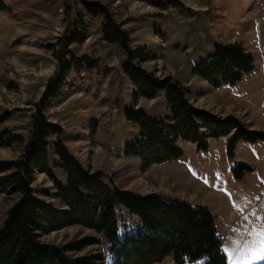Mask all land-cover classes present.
<instances>
[{
    "label": "rangeland",
    "instance_id": "obj_1",
    "mask_svg": "<svg viewBox=\"0 0 264 264\" xmlns=\"http://www.w3.org/2000/svg\"><path fill=\"white\" fill-rule=\"evenodd\" d=\"M89 3L123 24L129 52L105 40L107 20L89 12ZM228 43L250 52L253 68L234 84L214 86L197 76V65L213 57L217 44ZM65 63L64 87L44 114L64 128L62 141L82 167L100 171L101 181L114 190H143L124 185L137 181L164 198L208 208L227 264L264 262V137L234 147L231 134L210 137L206 148L180 137L181 156L143 169L141 129L127 111L168 121L169 105L165 91L135 99L125 71L133 65L169 76L196 107L237 117L264 134V0H0V161L25 154L37 105ZM50 169V175H35L33 196L61 209L57 185L66 187L67 175L53 149ZM20 197L0 193V230ZM117 213L121 232L140 224L125 206ZM85 238L95 242L77 248ZM42 240L72 258L112 264L107 239L92 229L69 226ZM156 264L177 263L169 255Z\"/></svg>",
    "mask_w": 264,
    "mask_h": 264
},
{
    "label": "trees",
    "instance_id": "obj_2",
    "mask_svg": "<svg viewBox=\"0 0 264 264\" xmlns=\"http://www.w3.org/2000/svg\"><path fill=\"white\" fill-rule=\"evenodd\" d=\"M88 11L104 15L107 24L103 36L130 51L129 33L115 17L98 3H89ZM81 23L82 20H80ZM82 40L84 36L74 35ZM71 39V40H72ZM253 68V58L238 43L217 44L213 57L201 61L195 74L214 86L234 84ZM126 74L132 82L134 97L155 98L166 92L170 115L168 121L152 120L142 110L129 109L127 116L141 129L143 169L182 155L178 138L208 146L210 137L232 135L230 146L239 140L263 138L261 131L234 116L223 117L198 108L188 91L169 76L160 78L140 66L128 65ZM69 74L68 64L50 79L34 114L32 138L24 155L0 161V193L20 195L9 210L0 230V264H95L93 259L72 258L66 250L42 240L46 234L69 226H82L103 233L108 241L112 264H156L173 255L177 264H227L223 237L216 227L213 213L202 205L182 199H167L158 194H138L112 189L101 181L100 171L84 169L62 141L64 128L52 123L44 114L51 100L57 98ZM57 140L52 143L50 139ZM59 158L66 172L67 185H57V197L65 210L48 206L33 196L32 184L38 173L51 174L50 150ZM125 206L139 218L135 228L120 231L117 208ZM95 239L78 241L77 248ZM75 248L74 246H72ZM264 264V262L260 263Z\"/></svg>",
    "mask_w": 264,
    "mask_h": 264
},
{
    "label": "crops",
    "instance_id": "obj_3",
    "mask_svg": "<svg viewBox=\"0 0 264 264\" xmlns=\"http://www.w3.org/2000/svg\"><path fill=\"white\" fill-rule=\"evenodd\" d=\"M145 171V170H144ZM139 184H141L140 182H137V181H131V182H127V183H124V185H128L129 187H127V188H131V190H134V188H138V187H140V188H143V190H140V191H134L135 193H139V194H143V195H145V194H152V193H155V194H159V192H155V191H149V190H147V189H145L142 185H139ZM125 188H123V190H124ZM126 190V189H125ZM164 195H167V193H163ZM181 199V198H180ZM66 208L65 207H62L61 208V210H65ZM166 259V258H165ZM164 259V260H165ZM163 260V261H164Z\"/></svg>",
    "mask_w": 264,
    "mask_h": 264
}]
</instances>
